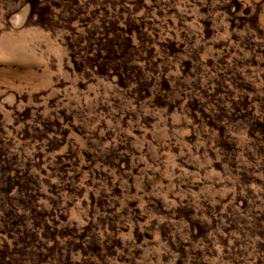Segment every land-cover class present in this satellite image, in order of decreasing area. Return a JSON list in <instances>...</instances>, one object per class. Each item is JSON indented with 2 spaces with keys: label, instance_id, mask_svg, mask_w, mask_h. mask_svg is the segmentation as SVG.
Masks as SVG:
<instances>
[{
  "label": "rangeland",
  "instance_id": "rangeland-1",
  "mask_svg": "<svg viewBox=\"0 0 264 264\" xmlns=\"http://www.w3.org/2000/svg\"><path fill=\"white\" fill-rule=\"evenodd\" d=\"M0 264H264V0H0Z\"/></svg>",
  "mask_w": 264,
  "mask_h": 264
}]
</instances>
